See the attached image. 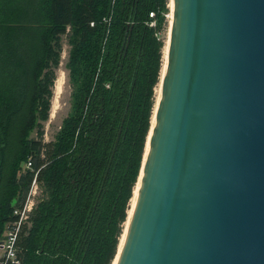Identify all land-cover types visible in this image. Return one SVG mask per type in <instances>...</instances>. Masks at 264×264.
Segmentation results:
<instances>
[{
    "label": "trees",
    "instance_id": "16d2710c",
    "mask_svg": "<svg viewBox=\"0 0 264 264\" xmlns=\"http://www.w3.org/2000/svg\"><path fill=\"white\" fill-rule=\"evenodd\" d=\"M167 4L0 0V239L34 178L40 191L16 234L18 264L112 263L155 104ZM67 29L70 111L44 141Z\"/></svg>",
    "mask_w": 264,
    "mask_h": 264
},
{
    "label": "water",
    "instance_id": "95a60500",
    "mask_svg": "<svg viewBox=\"0 0 264 264\" xmlns=\"http://www.w3.org/2000/svg\"><path fill=\"white\" fill-rule=\"evenodd\" d=\"M145 147L116 264H264V0H173Z\"/></svg>",
    "mask_w": 264,
    "mask_h": 264
},
{
    "label": "rangeland",
    "instance_id": "374dc122",
    "mask_svg": "<svg viewBox=\"0 0 264 264\" xmlns=\"http://www.w3.org/2000/svg\"><path fill=\"white\" fill-rule=\"evenodd\" d=\"M168 1V12L165 15V21L162 24L159 31L155 34L157 39L162 41V48H161V59L163 65V49L165 46L166 38H167V31H168V24H169V0ZM152 22H155V20H152ZM69 33L70 30L67 29L66 33L63 34L60 37V60L58 65L54 68L55 71V81L53 86V96L51 99V108H50V114L47 120L42 121L43 123V140L49 141L54 138V134L58 130L62 120L68 115L70 111L71 106V92H72V83L70 81L69 77V70L66 67L67 61H68V55L69 51L71 49V45L69 43ZM161 71V70H160ZM63 77V78H62ZM160 78V76H159ZM158 82L153 87V96H154V103L156 100V92L158 87ZM57 84L60 87V90L57 91ZM62 84V85H61ZM30 136L35 137L36 136V129L31 131ZM39 188L37 184V190L34 195H31V198L33 201L36 200V196L39 193ZM28 197V192L26 195V198ZM124 224V222H123ZM123 229V227H122ZM2 253V250L0 249V254Z\"/></svg>",
    "mask_w": 264,
    "mask_h": 264
},
{
    "label": "built area",
    "instance_id": "2783aa9c",
    "mask_svg": "<svg viewBox=\"0 0 264 264\" xmlns=\"http://www.w3.org/2000/svg\"><path fill=\"white\" fill-rule=\"evenodd\" d=\"M150 17H153V13H150ZM151 26L155 25V22H150ZM31 161L28 160L24 163V167H30ZM37 190V182L34 178L28 191V197L21 209L16 208L15 213H19L20 217L17 221H13L12 224L6 225L2 238L0 239V249L2 253L0 254V264L19 263V258L17 254V249L15 246L16 234L20 225V222L27 217L28 212L31 210L35 201L31 198Z\"/></svg>",
    "mask_w": 264,
    "mask_h": 264
},
{
    "label": "bare ground",
    "instance_id": "6f19581e",
    "mask_svg": "<svg viewBox=\"0 0 264 264\" xmlns=\"http://www.w3.org/2000/svg\"><path fill=\"white\" fill-rule=\"evenodd\" d=\"M169 8H170V13H169V16H168V18H169V24L168 25L169 26H168L167 38H166L165 46H164V49H163V65H162L161 72H160V79H159L157 92H156V100H155V104H154V107H153L152 116H151V120H150V128H149V131H148V134H147V137H146V141H145L146 142L145 149H147L148 141H149V135H150V129H151V126H152V124H153V122L155 120V113H156V110H157V104L159 102V98H160V94H161L162 78H163L164 71H165L166 65H167V52H168V44H169V40H170V27H171L172 12H173V0H169ZM59 85L57 84V91L60 90ZM139 178H140V175H139ZM138 185H139V179H138V181L135 184V187H134V190H133V195H132V198L130 200V205H129L128 212H127V218H126V221L124 223L122 234H121V237H120L119 242H118L117 253L114 256V259H113L111 264H116L117 255L119 253V250H120V248L122 246V243H123V240H124L125 232H126L127 225H128V220H129V217H130V215L132 213V210H133V207H134V204H135L137 190H138Z\"/></svg>",
    "mask_w": 264,
    "mask_h": 264
}]
</instances>
